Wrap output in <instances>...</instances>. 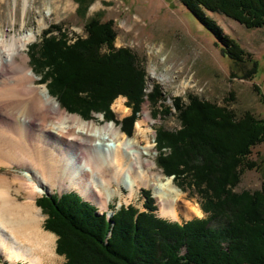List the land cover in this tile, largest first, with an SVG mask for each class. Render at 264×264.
Wrapping results in <instances>:
<instances>
[{"label":"trees","instance_id":"trees-1","mask_svg":"<svg viewBox=\"0 0 264 264\" xmlns=\"http://www.w3.org/2000/svg\"><path fill=\"white\" fill-rule=\"evenodd\" d=\"M74 1L84 16L93 0ZM178 1L220 41L226 57L251 65L246 76L252 78L256 61L206 13H221L248 29L264 28V0ZM84 29L87 36L71 44L44 30L28 52L32 72L61 108L83 119L101 113L105 121L114 120L111 101L123 95L130 114L115 121L129 136L144 101L140 66L129 50L114 48L111 21L92 16ZM158 89L147 95L154 117L171 110L157 103L163 100ZM173 108L179 128L154 129L155 163L179 188L185 182L198 193L206 216L182 223L157 217L144 189L143 211L121 205L107 219L76 193L42 195L35 205L46 216L44 230L56 236L63 264H264V181L259 189L235 191L245 169L264 167V153L259 163L248 160L253 147L264 143V119L190 94L186 102L174 98Z\"/></svg>","mask_w":264,"mask_h":264},{"label":"bare ground","instance_id":"bare-ground-1","mask_svg":"<svg viewBox=\"0 0 264 264\" xmlns=\"http://www.w3.org/2000/svg\"><path fill=\"white\" fill-rule=\"evenodd\" d=\"M60 1L54 0L46 14L72 8L71 0H64L61 7L57 4ZM27 4L28 0H22L23 15ZM95 7L96 4L90 8ZM10 18L14 22L13 15ZM4 33H0V168L9 170L18 165L24 170L20 177L12 179L0 174L3 261L59 262L54 248L56 237L43 229L44 216L35 205L43 189H76L103 209L113 197L123 198V188L127 191L123 199L128 201L140 187L148 186L161 216L178 219L180 215L189 218L201 214L199 206L184 201L182 191L171 178L143 156L138 136L147 139L145 150L153 147L148 141V129H142L149 117L146 110L144 119L135 125L133 137H127L113 122L99 124L62 110L46 88L34 84V74L27 64L25 48L37 32L28 29L19 34ZM115 109L126 111L122 100L116 101ZM21 194L23 199L19 200L17 196Z\"/></svg>","mask_w":264,"mask_h":264},{"label":"rangeland","instance_id":"rangeland-1","mask_svg":"<svg viewBox=\"0 0 264 264\" xmlns=\"http://www.w3.org/2000/svg\"><path fill=\"white\" fill-rule=\"evenodd\" d=\"M53 1L28 0L26 11L23 15L22 0H15V5H13L14 0H0V33L5 31L4 34L8 35L19 34L28 29L36 31L35 38L25 48V53L28 57L30 47L40 42L44 30H51L46 36L53 35L60 38L62 34L66 42L71 44L76 39H83L87 36L84 29L86 18L100 15L103 21H111L114 31L112 40L114 48H126L129 50L134 55L135 64L140 66L143 74L141 93L144 101L141 102V108L136 113V120L133 124L131 135L126 136H134L135 125L138 120L144 119L143 112L146 110L149 117L146 118L147 125L142 126V129H148V141L153 144V147L151 146L149 150H145L143 146L147 144V139L140 136L136 139L141 150L145 153L143 156L149 157L154 163L157 156V151L154 147V129L162 127L167 130H177L179 128V122L173 108V99L176 97H180L183 102H186L187 95H195L202 101H209L217 106H226L237 114L242 113L243 110L250 111L256 117L264 119V103L262 102V99H264L263 27L248 29L221 13H206L214 20L223 35L237 41L256 61V73L252 78H249L246 74L251 65L236 64L226 57L222 53L220 41L214 39V36L200 25L178 0H93L84 16L77 14V4L74 0H71L72 8L69 10L60 8L63 6L64 0H61V3L57 2V4H60L59 8L61 10L48 12L47 15V8H53ZM95 4L96 7L92 10L90 7ZM9 15L10 17L13 15L14 22L11 21ZM39 21L42 22L40 29L38 26ZM52 26H58L59 30H52ZM27 64L31 68L29 57ZM33 74L34 84L38 87L46 88L45 83L39 82L40 76L35 74V72ZM183 83H188V85L182 86ZM155 85L158 86V90H160L163 97V100H159L157 103L162 102L163 106L171 107V110L170 113H165L164 111L156 112L157 114L154 117L152 115L154 108L149 104L147 95L151 94ZM50 97L57 103L54 97ZM117 100H122V104L126 108L125 112L115 109ZM111 102L110 109L115 116L114 120L105 121L101 113H92L90 119L95 120L99 124L103 123V121L113 122L116 127L120 128L115 120H121L123 116L130 114V109L126 106V97L118 95ZM61 109L66 111L63 108ZM166 151L168 150L166 149ZM263 153L264 143H261L253 147L248 160L259 163V156ZM155 167L157 171L163 174L162 169L156 163ZM22 170L24 168L18 165L12 166L9 170L6 167H1L0 174H5L12 179L20 177ZM172 177L170 176L169 178L175 183L176 181ZM263 181V166L259 169H245L241 175L240 182L235 187V191L259 189ZM181 184V188L175 185L182 191L184 201L196 204L200 208L201 198L198 193L185 182ZM142 189L147 190L152 197L155 205L153 213L157 217L182 223L194 217L206 216V214L201 212V208L199 216L184 218L180 215L178 219L161 216L156 199L153 197L151 189L147 186L140 187L137 193L128 201L123 199L126 197L125 194L127 192L123 188L121 194L123 198L115 196L108 201L107 208L110 211V216L106 214V219L111 217L121 205L132 204L140 211H143L145 198L141 194ZM71 191L81 195L76 189L63 188L60 190L55 187V189L52 188L51 190L43 189L42 193L37 195L35 201L42 195H55ZM22 194L17 196L19 200L23 199ZM81 197L94 205L98 212H102L101 207L96 202L86 199L82 195ZM43 216L45 219L46 216L44 214ZM57 256L60 259L57 264H63L64 257L58 254ZM0 264L9 263L0 258ZM16 264L26 263L18 260Z\"/></svg>","mask_w":264,"mask_h":264},{"label":"built area","instance_id":"built-area-1","mask_svg":"<svg viewBox=\"0 0 264 264\" xmlns=\"http://www.w3.org/2000/svg\"><path fill=\"white\" fill-rule=\"evenodd\" d=\"M109 212H110V211L107 212V215H110Z\"/></svg>","mask_w":264,"mask_h":264}]
</instances>
